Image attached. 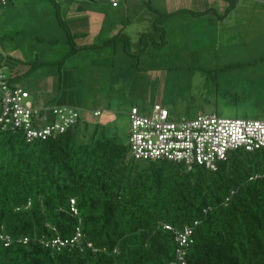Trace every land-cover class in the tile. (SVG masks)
Returning <instances> with one entry per match:
<instances>
[{
  "label": "trees",
  "instance_id": "obj_1",
  "mask_svg": "<svg viewBox=\"0 0 264 264\" xmlns=\"http://www.w3.org/2000/svg\"><path fill=\"white\" fill-rule=\"evenodd\" d=\"M226 1L223 13L236 2ZM8 5L14 0H0ZM60 25L69 45L60 62L95 46H78L63 19ZM46 62L9 78H25ZM245 94L216 97L242 105ZM91 126L81 115L65 131L31 142L20 130L0 129V234L10 239L0 240V264H179L177 250L185 264H264V146L231 150L211 170L135 159L128 141ZM187 227L190 242L180 247L175 232ZM76 230L72 244H46L69 241Z\"/></svg>",
  "mask_w": 264,
  "mask_h": 264
},
{
  "label": "rangeland",
  "instance_id": "obj_2",
  "mask_svg": "<svg viewBox=\"0 0 264 264\" xmlns=\"http://www.w3.org/2000/svg\"><path fill=\"white\" fill-rule=\"evenodd\" d=\"M126 2L127 7L121 3L114 8L109 0H14V5L1 6V67L15 75L29 63L48 61L15 81L29 89L28 100L39 103L33 86L47 82L52 93L48 107L100 110V117L88 114L87 121L117 143L129 140L127 112L132 105L147 113L152 103L161 104L173 119L212 113L264 120L262 6L239 0L226 13L217 7L200 10L205 3L173 12L169 0ZM76 5L92 13L101 31L91 41L95 46L60 62L69 48L60 19L69 27L68 9ZM117 32L119 37L104 44ZM235 92L246 93L244 104L216 97Z\"/></svg>",
  "mask_w": 264,
  "mask_h": 264
},
{
  "label": "built area",
  "instance_id": "obj_3",
  "mask_svg": "<svg viewBox=\"0 0 264 264\" xmlns=\"http://www.w3.org/2000/svg\"><path fill=\"white\" fill-rule=\"evenodd\" d=\"M123 1L109 0V3L114 8ZM4 68L0 64L1 130H20L27 142L45 140L65 131L82 115L79 108L67 105L37 109L28 100L29 91L11 81ZM99 114L100 110L92 111L93 117ZM127 116L130 154L138 160L165 159L188 166L197 163L215 170V162L224 160L231 150L243 148L252 151L264 146V120L223 118L212 113H200L193 119H173L159 104H153L146 114L139 112L137 107H131ZM70 206L75 213L73 200H70ZM191 233L189 227L175 232L178 246H187ZM79 237L76 230L69 241L54 238L46 244L58 250L76 242ZM0 240L4 245L10 243L9 237L3 234H0ZM177 253L179 264H185L181 252L177 250Z\"/></svg>",
  "mask_w": 264,
  "mask_h": 264
},
{
  "label": "crops",
  "instance_id": "obj_4",
  "mask_svg": "<svg viewBox=\"0 0 264 264\" xmlns=\"http://www.w3.org/2000/svg\"><path fill=\"white\" fill-rule=\"evenodd\" d=\"M126 1H128V5L130 3L131 4L133 3L132 2L133 0H124L122 2V3H125L124 7H127L126 6L127 5ZM179 1L181 2L182 0H179ZM238 1L239 0H236V3ZM254 1H256L264 9V0H254ZM169 2L170 3L168 5V7L171 6V9H169V10H173V11L175 9L177 10V9L183 8V7H187L188 8L190 6L192 8H197V6H200V5L203 6V4L205 3L206 6H204L200 10H204L206 8H209V7H215V8L217 7L216 9H218V11L222 13V12H224V8L227 6V1L226 0H186L184 5H182V3L178 4V0H169ZM119 5L117 7H119ZM70 9L71 8L68 9L67 20H69V27H70L71 33L76 35V39L75 40H79V42L76 43V44L78 46H82V45L88 46L91 43L93 44V42H91L92 39L93 40L96 39L97 33L99 34V32L101 31V29H99V27L97 26L96 19L94 18L92 13H89V12H86V11L82 12L83 9L79 5H76V7L74 9H72V10H70ZM81 18H83V22H81ZM216 18L220 20V17H218L217 15H216ZM46 83L44 82L43 84L37 85V87L33 86V88L35 90V91H33L34 94L38 93L40 95V97L38 96L40 102L34 104V105H36L35 107L37 109H42L43 107L48 106V105H46V102L49 99L47 96L49 95V93L52 95V93L49 91L48 84H46ZM38 86H40V87H38ZM29 93H30V91H29ZM36 98H37V95L35 96V101H36ZM32 105H33V102H32ZM78 108L80 109V112H81L82 116L86 120H88L89 115H92V111H94V109H93L91 111V113L90 112L86 113L83 108H80V107H78ZM95 110H98V109H95ZM101 115H102V112H101V114L98 117H100Z\"/></svg>",
  "mask_w": 264,
  "mask_h": 264
}]
</instances>
